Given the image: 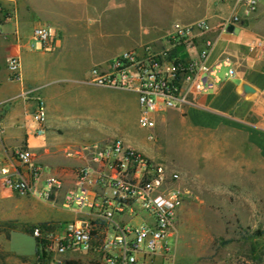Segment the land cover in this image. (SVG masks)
<instances>
[{"label": "crops", "instance_id": "1", "mask_svg": "<svg viewBox=\"0 0 264 264\" xmlns=\"http://www.w3.org/2000/svg\"><path fill=\"white\" fill-rule=\"evenodd\" d=\"M105 1L0 0L3 13L10 16L3 21L0 33V165L20 167L14 151L28 147L34 154V161L45 167L42 176L51 174L61 178L68 188L73 185L76 166L91 162L89 151L82 155L73 153L89 144L123 138L151 157L158 153L153 144L142 143L130 134L132 125L139 126L138 94L90 81L89 72L93 66L107 68L110 65L106 59H96L97 54L108 48H100L82 39L114 35L112 27L118 14H107L110 10L104 9ZM163 2L118 0L114 9H120V5L123 8L136 3L141 5V17L146 13L151 18V25L142 26L143 33L160 30L161 44L165 43L168 28L175 21L189 23L200 18L208 19L214 27L208 34L214 40L209 62L214 64L230 56L235 74L223 79L212 92L196 95L194 104L162 112L157 118L158 131L164 134L177 130L187 134H214L216 138L221 134L222 146L216 158L220 159V165H224L222 172L233 170L235 163L256 166L264 180V52L258 45L264 41V0L252 14H245L244 7L237 9L242 17L238 34L222 31L220 26L235 12L236 0H210L200 15L186 16L177 12L173 19L165 18ZM143 6H146V12ZM44 24L54 25L61 32V46L55 52L32 48L33 30ZM199 47V43L187 45L183 53L195 56ZM17 53L22 58L23 82L12 77L8 66V57ZM225 71L221 72L222 76ZM25 88L35 89L27 99L21 95ZM37 95L45 99L47 106L48 122L43 135L36 132L34 98ZM227 149L231 150L230 156ZM0 196L12 202L24 199L10 192ZM33 203L34 206L27 205L26 214L27 221L35 225L47 221L65 223L80 216L77 210L65 208L60 203L46 202L38 197ZM42 214L45 216L36 218ZM28 234L35 239V255L14 252L40 260L37 239ZM74 252L67 257H74ZM94 254L99 257L100 264H106L99 254Z\"/></svg>", "mask_w": 264, "mask_h": 264}, {"label": "built area", "instance_id": "2", "mask_svg": "<svg viewBox=\"0 0 264 264\" xmlns=\"http://www.w3.org/2000/svg\"><path fill=\"white\" fill-rule=\"evenodd\" d=\"M262 0H236L235 12L220 24L239 26L245 14L256 12ZM0 33L9 14L0 5ZM214 29L206 18L194 22L175 21L160 46L145 43L116 54L107 68L90 69V81L113 88L129 89L138 94L139 126L156 139L157 118L170 108L194 104V97L210 93L235 74L233 60L225 56L211 64L209 56L214 40L208 34ZM32 48L55 52L62 35L51 24L36 26ZM199 43L195 56H185L187 45ZM197 45V44H196ZM264 52V41L258 42ZM12 77L23 82L22 58L19 53L8 57ZM226 70L221 75L223 70ZM35 89L25 88L24 98ZM264 95V89L262 91ZM36 132L43 135L48 122L46 101L35 96ZM89 151L91 162L75 168L73 185L66 188L61 178L49 174L34 161L28 147L14 151L20 164L0 165V194L4 192L34 195L46 202L60 203L77 210L80 216L65 223L52 221L34 226L40 260L60 264L70 252H94L106 264H172L178 215L187 191L182 189V174L166 161L147 155L123 138L108 143H93L77 151ZM70 153V155H73Z\"/></svg>", "mask_w": 264, "mask_h": 264}, {"label": "rangeland", "instance_id": "3", "mask_svg": "<svg viewBox=\"0 0 264 264\" xmlns=\"http://www.w3.org/2000/svg\"><path fill=\"white\" fill-rule=\"evenodd\" d=\"M117 1L106 0L103 6L110 10L107 14H118L112 27L114 35L82 37L86 43L108 48L96 55V59H106L108 64L122 50L150 42L161 45L160 30L143 33L142 26L151 25V18L146 13L141 17V5L136 3L127 8L120 5L121 8L115 10ZM209 2L164 0L165 18L169 16L173 19L177 12L198 16L206 10ZM143 10H147L146 6ZM28 67L29 63L26 70ZM183 129L185 131L186 128ZM155 133L156 139L151 141L149 131L138 125L130 127L133 137L154 145L158 152L155 158L166 161L182 174L180 186L187 193L179 211L176 236L171 241L172 264H264V234L249 235L258 230L264 231V180L261 170L256 166L235 163L233 170L222 172L224 165H220V159L216 158L222 146L221 134L218 138L214 134H187L178 130L164 134L158 131V125ZM216 144H219L218 149ZM226 151L230 156L231 150ZM13 194L24 199L12 202L0 196V264H56L38 260L37 257L26 258L14 252L35 255V239L22 231L35 225L27 221L26 208L27 205L34 206L33 200L37 197ZM41 216L45 215L36 218ZM73 256H66L60 264H68V261L71 264H100L99 257L91 252L77 251Z\"/></svg>", "mask_w": 264, "mask_h": 264}, {"label": "trees", "instance_id": "4", "mask_svg": "<svg viewBox=\"0 0 264 264\" xmlns=\"http://www.w3.org/2000/svg\"><path fill=\"white\" fill-rule=\"evenodd\" d=\"M34 226L26 228L25 231L28 232V233H32V230H33ZM262 234H264V231L258 230L257 232L250 233L249 235L254 237V236H259V235H262ZM39 253H40V250H39V245L37 243V254H39ZM67 263L71 264L70 261H68Z\"/></svg>", "mask_w": 264, "mask_h": 264}, {"label": "water", "instance_id": "5", "mask_svg": "<svg viewBox=\"0 0 264 264\" xmlns=\"http://www.w3.org/2000/svg\"><path fill=\"white\" fill-rule=\"evenodd\" d=\"M227 31L230 33L238 34L240 32V27L234 24H231L228 26Z\"/></svg>", "mask_w": 264, "mask_h": 264}]
</instances>
